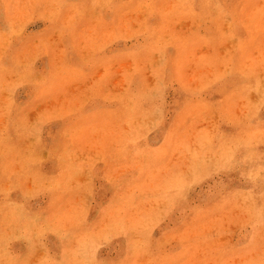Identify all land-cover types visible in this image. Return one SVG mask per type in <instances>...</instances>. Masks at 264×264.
Returning <instances> with one entry per match:
<instances>
[{
	"label": "rangeland",
	"instance_id": "obj_1",
	"mask_svg": "<svg viewBox=\"0 0 264 264\" xmlns=\"http://www.w3.org/2000/svg\"><path fill=\"white\" fill-rule=\"evenodd\" d=\"M0 264H264V0H0Z\"/></svg>",
	"mask_w": 264,
	"mask_h": 264
}]
</instances>
